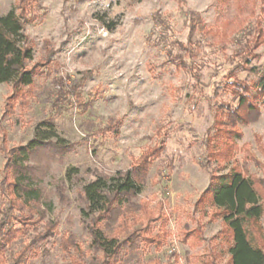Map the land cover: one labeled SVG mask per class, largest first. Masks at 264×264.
<instances>
[{"label": "rangeland", "instance_id": "rangeland-1", "mask_svg": "<svg viewBox=\"0 0 264 264\" xmlns=\"http://www.w3.org/2000/svg\"><path fill=\"white\" fill-rule=\"evenodd\" d=\"M121 2L122 0H108V9L100 11L99 9L105 3V0H62L61 11L54 18V21L60 26L55 28L54 31L59 32L65 38L60 41L59 47L55 48L50 56H54L56 53H67L71 55L73 62L82 63L85 66L83 70H77L79 83L69 86L67 89L68 96L64 97V101L70 106L71 110H79L81 113L88 115H92L96 110H106L115 105L120 99L117 95L119 92L117 80L123 79V77L111 78L106 76L103 84L91 92L87 91L88 85L99 78L100 68L107 67L117 53L142 44L145 54H154L157 57L165 54L171 58L164 59L162 63L156 65L157 68L163 71H158L155 78H163L165 75L174 76L176 71L183 73L182 78L191 76L193 83L191 84V90L184 93L185 106L180 109L179 119L183 120L186 113L187 117L191 118L186 123H193L196 127L195 129H188L186 123H180L168 132H163L159 138V144L149 145L138 161L130 166L113 168L109 167L108 163L102 162L100 167H94L85 160L87 166L77 162L65 167L62 160L53 157L47 170L43 174H38L34 171L37 167V157L32 153L28 164L30 172L33 179L41 183L40 185L47 195L48 199L44 201L49 200L47 203L50 202L48 206L44 203L41 209H44L47 219L56 222V227L52 230L54 235L51 234L43 242L29 246L25 264H70L75 254L72 250H63L59 244L61 236H67L69 233L73 234L76 244L80 247V255L84 253L88 257L92 253L90 247L91 237L87 228L91 220L82 211L85 207L81 193L82 185L97 175H113L118 170L134 168L135 165L141 162V158L150 153L151 150L154 149L160 152L166 148L168 141L178 142L175 133L187 131L190 139L194 130L199 133L200 141L189 142L187 147L191 149L194 144H197L202 154V159L198 163L201 170L200 174L194 177L193 180L196 190L180 197L182 203L166 209L165 204L161 201L170 202L176 198L170 194L172 190L169 187L171 183L169 178L158 193L160 200L154 204L153 200L157 194L156 185L161 183L164 177L156 173L155 177L157 178L154 181L153 161L158 152L150 154L147 160V173L142 178V190L131 200L137 204L145 205L148 211V220L137 221L141 227L146 224L151 227V231L146 232L147 237L152 239L156 234L166 233L163 238L161 237L162 245L160 246L155 243L147 244L146 241H140L137 248L123 251L119 263L152 264L156 260L158 264H210L211 254L214 253L217 255L214 259L216 263L224 264L226 261V246L223 243L224 234L221 232L223 228L222 220L216 209L211 207L206 200L201 203V206H195V203L197 198L209 186L211 180L231 168L250 175L264 185V159L261 158L264 157V149H260L259 155L248 152H245L242 156L239 155L237 152L240 147L238 141L242 139L243 134L239 133V136H235L236 126L231 127L226 123L228 108H234L238 104L239 95L242 93H245L249 100L254 101L257 108L258 106L264 107V96L263 98H253V94H257L255 82L260 79L264 69V12L260 8V1L223 0L224 8L217 19L224 18L226 23L221 24L217 29V36L221 40H227V43L221 42L219 51L224 53L231 46V55H225L223 64L212 70L211 73L208 72V69L215 63V60H212L211 57L216 54V49H212V45L209 44L208 47L212 51L204 52L201 55L200 52L188 47V45L193 44L197 31L204 32L205 26L202 22L197 27V24L191 18L186 20L184 22L187 26L185 38L171 39V36H177L179 32L177 21L173 19L174 13L169 12L167 18H165L162 12L158 11L155 14L149 13L148 15L133 17V25L140 29L135 40L127 32L117 37L115 33L122 26L126 12H119L111 19L108 13ZM85 4L90 6L88 18L96 20L98 24H93L90 28L84 29V21L80 20L75 27H71L69 22L76 20ZM233 7H235L237 15H234L232 19H227L228 16L232 15ZM13 8L22 17L24 33L34 49V58L27 63L28 67L34 64L36 75L33 84L30 85L33 86L36 79L44 74V67L51 63V59L50 57L45 60L36 58V41L29 35V29L41 31L44 27H47L52 9L45 8L44 0H0V14H5ZM91 9L97 10L92 11ZM148 25L152 27L149 28ZM101 29H104L108 32L109 37H112L101 55L105 52H110L111 55L103 59L100 65L97 66L90 60V57L107 39L101 33ZM196 44L198 48L203 49L204 44L202 41H196ZM165 48H167L166 53L164 52ZM175 48H178L179 51L176 53L175 58H172L173 49ZM181 53L186 54L187 58L182 56ZM205 57H208V59H205ZM113 67L117 66L114 65ZM149 71H152V69L150 68ZM68 79L72 80V77ZM206 79H210L211 82L210 97L215 99L214 104L206 103V98L201 97L196 92L197 85L203 83ZM238 82H243L246 89L235 84ZM144 83H146V80L135 74L129 78V84L134 87ZM30 86H22L15 98L10 100L11 107L5 111L4 104L7 97L12 93V84L0 82V133H2L0 135V183L3 175L9 173L10 167H7L6 163L11 149L26 144L35 134L37 126L41 129L46 128L40 125L41 121H38L32 126L30 132L26 130L27 134L17 137V132L13 129L18 131L22 126V116L17 115L11 124L4 123L17 107L24 108L28 106L26 96L31 95L33 91ZM208 88L209 85L205 84L204 90ZM134 90L135 88H133ZM85 92H87L86 97L84 96ZM76 95H79V97ZM57 99L59 100V97ZM113 110L118 111V109ZM142 111V105L129 100L124 115L118 119L109 117V121L104 124V127L109 130L116 128L118 132L119 126L122 124H136ZM45 120L52 121V118L48 116ZM111 121H115V123ZM52 122L55 124L54 121ZM216 135H220V137L229 135L230 140L217 139ZM61 138L65 140V143L64 146L59 147L67 149L71 142L66 137ZM52 143L53 141L50 140L47 144ZM101 151L100 146L92 147L90 156L99 157L103 161L112 149H108L103 155H101ZM68 155L69 153H64L65 158ZM118 155L117 153L108 156V161L114 162ZM8 177L10 178L11 175L9 174ZM54 181L58 182L54 183ZM259 190L263 195L262 200H264V188L260 187ZM4 200L5 198L0 193V209L3 208L2 202ZM14 212L18 213L16 210ZM36 218L35 215L32 220L10 218L9 224H12L19 231L15 239L6 246L5 251L16 253L29 245L32 236L35 234L36 226L40 225V222L35 220ZM100 225L109 234L114 233L116 230L115 224L113 228ZM253 231L256 233L258 231L257 235L263 234V239H260V241H264V215L258 222L257 228H253ZM185 235L189 236L186 240H184Z\"/></svg>", "mask_w": 264, "mask_h": 264}, {"label": "clouds", "instance_id": "clouds-1", "mask_svg": "<svg viewBox=\"0 0 264 264\" xmlns=\"http://www.w3.org/2000/svg\"><path fill=\"white\" fill-rule=\"evenodd\" d=\"M44 6L52 9L47 27L41 31L29 29V35L36 41V58L45 60L50 57L51 63L45 65L44 74L36 79L35 85L30 86L33 91L31 95L26 96L28 106L17 107L15 112L4 121V123L11 124L17 115L22 116V126L18 131L13 129L17 132V137L27 134L26 130L30 132L34 124L45 120L48 116H51L52 121L55 122L53 129L55 135L51 137L53 143L47 145L36 143L28 149L37 157V167L34 171L43 174L53 157L62 160L65 167L77 162L87 166L85 160L94 167H100L102 162L108 163V166L113 168L130 166L138 161L149 145L159 144V138L163 132H168L178 124L186 123L191 119L187 117L186 113L183 120L179 119L180 109L185 106L184 93L191 90L193 83L191 76L182 78L183 73L176 71L174 76L165 75L163 78H155L158 71H163L156 65L162 63L164 59L171 58L165 54H161L159 57L154 54H145L142 44L117 53L107 67L100 68L99 78L88 85L87 91L91 92L103 84L106 76L123 77V79L117 80L119 85L117 95L120 99L115 105L106 110H96L92 115L83 114L79 110H71L64 101V97L68 96L67 89L70 85L79 83L77 70H83L85 66L82 63L73 62L71 55L67 53H56V55L50 56V53L58 48L60 41L65 38L59 32L54 31L60 26L54 21V18L61 11L62 0H44ZM89 7V4L83 6L76 20L69 22L71 27H75L80 20L84 21V29L98 24L96 20L88 18ZM223 8V0H139V2L138 0H122L119 5L109 11L108 15L111 19L119 12H126L124 22L115 36L118 37L127 32L134 40L140 31L132 23L134 16L155 14L160 11L167 18L169 12L174 13L173 19L177 21L179 32L177 36H171V39L185 38L187 26L184 22L186 20L191 18L197 27L202 22L205 26L204 32L197 31L193 44L188 47L200 52L201 55L216 49V54L211 57L215 63L208 69V72L211 73L212 70L223 64L225 55H231V46L224 53L219 51V44L227 43V40H221L217 36V29L221 24L226 23L224 18L217 19ZM106 9H108V0H105L99 10ZM91 10L96 11L97 9ZM234 15H237L235 7L232 9V15L227 19H232ZM148 27L152 26L148 25ZM101 33L107 39L90 57V60L97 66L103 59L111 55L110 52L101 55L112 38L104 29H101ZM196 41L203 42V49L197 47ZM209 44L212 45V49L208 47ZM178 51V48L173 49L172 58H175ZM164 52H167V48L164 49ZM181 55L187 58L186 54L181 53ZM114 65L117 67H113ZM138 65L139 67H137ZM150 68L152 71H149ZM134 74L145 79L146 83L138 87L130 85L129 78ZM69 77H72V80H69ZM205 84L209 85L207 90H204ZM210 84V79L204 80L203 83L197 85L196 92L206 98V103L214 104L215 99L210 97ZM133 88H135L134 91ZM84 96H87V92L84 93ZM129 100L143 107V111L137 118L138 122L134 125L122 124L119 126L118 132L116 128L111 130L105 128L104 124L109 121V117L118 119L124 115ZM113 109H118V111ZM232 121L235 123L236 133L243 134L242 139L238 141L240 145L237 149L238 154L242 156L248 152L259 155L260 149H264V107L258 106L257 110L252 112L242 110L238 116L232 117ZM111 122L115 123V121ZM186 127L195 129L196 125L186 123ZM175 135L178 137V142L168 141L166 148L156 153V158L153 161L154 181L157 178L155 177L156 173L164 177V180L156 185L157 194L153 203L160 200L158 193L169 178L171 179L169 187L172 190L170 194L176 197L170 202L161 201L165 204L166 209L182 203L180 197L196 190L193 180L201 171L198 163L202 159V154L198 145L194 144L191 149L187 147L189 142L200 141L199 133L195 130L192 131L190 139L187 131H179ZM61 137H66L71 142L67 149L59 147L58 142ZM165 139L167 138L165 137ZM102 141L103 143H101ZM96 146L101 147V155L108 149H112L108 156L118 153V158L114 162H109L108 156H105L103 161L99 157H91L90 149ZM65 152L69 153L66 158L64 157ZM261 158L264 159V157ZM56 182L58 181H54V183Z\"/></svg>", "mask_w": 264, "mask_h": 264}, {"label": "trees", "instance_id": "trees-1", "mask_svg": "<svg viewBox=\"0 0 264 264\" xmlns=\"http://www.w3.org/2000/svg\"><path fill=\"white\" fill-rule=\"evenodd\" d=\"M259 1L264 12V0ZM33 58L34 49L24 33L22 17L14 8L0 14V82L12 84V93L4 104L5 111L11 107L10 100L15 98L22 86L33 84L36 75L34 64L31 67L27 65ZM235 84L246 89L243 82ZM255 84L257 94H253V98H263L264 69ZM242 110H257L254 101L249 100L245 93L239 95L238 104L234 108H228L226 123L234 127L232 116H238ZM40 125L46 128L37 126L33 137L26 144L12 148L7 156L6 166L10 167L9 173L3 175L0 183V193L5 198L2 202L3 208L0 209V264H25L29 246L43 242L51 234L54 235L52 230L56 227V222L47 219L44 209H41L44 203L48 206L50 202L44 201L48 199L47 195L41 183L33 179L28 165L32 155V152L28 151L29 147L36 143L46 145L55 135L52 121L43 120ZM235 136H239V133ZM216 138L230 140L229 135H216ZM58 143L59 146H64L65 140L59 138ZM156 152L158 150H151L134 168L118 170L113 175H97L82 185L81 193L85 205L82 211L91 220L87 228L91 237L92 253L88 257L84 253L80 255V247L76 244L73 234L62 235L59 239L61 248L65 251L72 250L75 254L70 264H120L122 252L137 248L140 241L162 245L166 232L156 234L152 239L147 237L151 227L147 224L141 227L137 221L148 220V211L145 205L131 200L141 192L142 178L147 173V160L150 154ZM67 175L69 178V172ZM260 187L264 188L261 181L231 168L211 180L204 193L196 200L195 206H201L206 200L216 209L222 220L221 232L224 234L223 243L226 246L224 264H264V241H260L263 234L257 235L258 231H253L264 215V200ZM34 215L40 225L36 226L29 245L16 253L5 251L19 231L9 224L10 218L32 220ZM100 224L106 228H113L115 224L116 230L109 234ZM187 237L189 236L185 235L184 240ZM216 257V254H211L210 264H217L214 260ZM152 264L158 262L154 260Z\"/></svg>", "mask_w": 264, "mask_h": 264}]
</instances>
